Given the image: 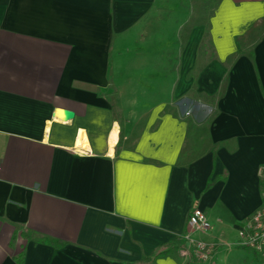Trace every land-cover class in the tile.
<instances>
[{"label":"crops","instance_id":"0c3cea01","mask_svg":"<svg viewBox=\"0 0 264 264\" xmlns=\"http://www.w3.org/2000/svg\"><path fill=\"white\" fill-rule=\"evenodd\" d=\"M157 3L0 0V264H124L186 235L211 257L156 264H227L264 200V0L174 35L147 28Z\"/></svg>","mask_w":264,"mask_h":264},{"label":"rangeland","instance_id":"374dc122","mask_svg":"<svg viewBox=\"0 0 264 264\" xmlns=\"http://www.w3.org/2000/svg\"><path fill=\"white\" fill-rule=\"evenodd\" d=\"M219 0H158L153 13V22L148 29L166 30L170 34H177L179 25L182 31H190L195 26H207L209 15ZM159 23V27L156 26ZM177 46V45H176ZM194 105L191 103L187 110L192 114ZM204 129L197 137L202 145L205 144ZM227 264H264L261 257L249 248L233 246L228 253ZM205 261V260H204Z\"/></svg>","mask_w":264,"mask_h":264},{"label":"built area","instance_id":"2783aa9c","mask_svg":"<svg viewBox=\"0 0 264 264\" xmlns=\"http://www.w3.org/2000/svg\"><path fill=\"white\" fill-rule=\"evenodd\" d=\"M0 158V166H1ZM260 174L264 178V167L261 168ZM187 226L190 231L207 232L211 225L204 214L198 208L193 207L187 217ZM188 240L187 245L179 248V253L185 257H193L196 260L204 261L213 254V247L205 242L196 241L185 236ZM236 245L243 248H249L255 251L264 263V200L261 207L248 219L245 220L243 226L238 231V239Z\"/></svg>","mask_w":264,"mask_h":264},{"label":"trees","instance_id":"16d2710c","mask_svg":"<svg viewBox=\"0 0 264 264\" xmlns=\"http://www.w3.org/2000/svg\"><path fill=\"white\" fill-rule=\"evenodd\" d=\"M210 185H211V181L208 180L206 188L210 187ZM13 239L14 237L11 240ZM37 241L48 244V245H52L55 247H60L62 245V242L60 241L45 238V237L39 238L37 239ZM182 246H184L183 239L181 237H176L173 240H171L169 243L160 246L152 255L142 257L141 259L136 260V261H127L124 264H156L155 260L158 257L167 254L169 252V248H180ZM18 261L21 262V258H19Z\"/></svg>","mask_w":264,"mask_h":264},{"label":"water","instance_id":"95a60500","mask_svg":"<svg viewBox=\"0 0 264 264\" xmlns=\"http://www.w3.org/2000/svg\"><path fill=\"white\" fill-rule=\"evenodd\" d=\"M62 112H63L64 117H65L66 120H70L74 116V113L72 111H70V110H66L65 109V110H62Z\"/></svg>","mask_w":264,"mask_h":264}]
</instances>
